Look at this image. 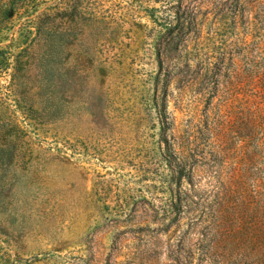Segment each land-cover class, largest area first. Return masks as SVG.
<instances>
[{
	"label": "rangeland",
	"instance_id": "374dc122",
	"mask_svg": "<svg viewBox=\"0 0 264 264\" xmlns=\"http://www.w3.org/2000/svg\"><path fill=\"white\" fill-rule=\"evenodd\" d=\"M168 1L0 0V264H197V233L175 254L195 206L142 221L170 197L161 106L219 153L207 264H264V0H188L199 37L169 46L167 77Z\"/></svg>",
	"mask_w": 264,
	"mask_h": 264
},
{
	"label": "trees",
	"instance_id": "16d2710c",
	"mask_svg": "<svg viewBox=\"0 0 264 264\" xmlns=\"http://www.w3.org/2000/svg\"><path fill=\"white\" fill-rule=\"evenodd\" d=\"M188 0H170L163 7L165 31L161 32L156 43V61L159 74L169 76L174 70L170 56H167L171 44L177 47L187 46L190 38L198 39L200 23L197 21V2ZM223 6L231 10L237 9L239 0H224ZM233 7V8H232ZM160 33V32H159ZM159 154L166 166L165 180L169 190V198L163 208L156 209L148 203L143 210L142 221L158 224L155 235L165 230L176 220L181 219L192 207H198L192 215L188 232L181 236L175 245L177 258L189 246V237L197 233L195 243L197 264H207L213 258L212 229L220 199L223 184L219 167V153L213 144L209 125L204 122L193 124L188 121L184 129L176 130L174 120L161 106L158 110ZM198 178V179H197ZM199 179L206 180L203 183ZM168 221V223H166ZM192 257V254L190 258Z\"/></svg>",
	"mask_w": 264,
	"mask_h": 264
}]
</instances>
